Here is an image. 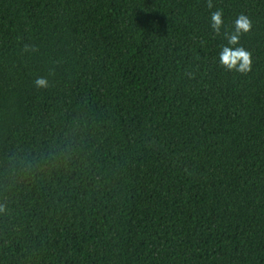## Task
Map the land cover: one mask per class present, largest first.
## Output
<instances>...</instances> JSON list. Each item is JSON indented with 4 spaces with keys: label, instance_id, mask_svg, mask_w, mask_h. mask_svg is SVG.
Masks as SVG:
<instances>
[{
    "label": "trees",
    "instance_id": "trees-1",
    "mask_svg": "<svg viewBox=\"0 0 264 264\" xmlns=\"http://www.w3.org/2000/svg\"><path fill=\"white\" fill-rule=\"evenodd\" d=\"M212 2L0 0V264H264V0Z\"/></svg>",
    "mask_w": 264,
    "mask_h": 264
},
{
    "label": "clouds",
    "instance_id": "clouds-1",
    "mask_svg": "<svg viewBox=\"0 0 264 264\" xmlns=\"http://www.w3.org/2000/svg\"><path fill=\"white\" fill-rule=\"evenodd\" d=\"M207 7H214L212 0H207ZM224 12L222 9H217L211 13V28L215 35L221 34V28L224 26ZM233 31L225 33L227 45L221 46L219 54L220 65L229 71L247 75L252 71V53L240 45L242 35L248 33L252 29V20L247 14L241 13L233 21ZM25 51H29V46L25 45ZM37 88H47L48 80L44 77H38L34 81ZM6 211L4 205H0V212Z\"/></svg>",
    "mask_w": 264,
    "mask_h": 264
}]
</instances>
